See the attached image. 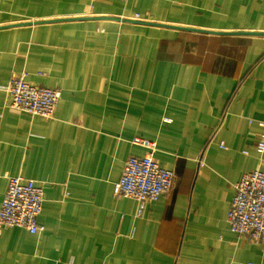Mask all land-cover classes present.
Returning a JSON list of instances; mask_svg holds the SVG:
<instances>
[{
    "label": "crops",
    "instance_id": "1",
    "mask_svg": "<svg viewBox=\"0 0 264 264\" xmlns=\"http://www.w3.org/2000/svg\"><path fill=\"white\" fill-rule=\"evenodd\" d=\"M14 75L60 92L53 119L7 110ZM258 122L264 0H0V202L11 177L43 192L0 264H264L228 222ZM136 138L176 175L140 217L112 194Z\"/></svg>",
    "mask_w": 264,
    "mask_h": 264
},
{
    "label": "built area",
    "instance_id": "2",
    "mask_svg": "<svg viewBox=\"0 0 264 264\" xmlns=\"http://www.w3.org/2000/svg\"><path fill=\"white\" fill-rule=\"evenodd\" d=\"M8 97L6 108L12 113H26L51 120L57 108L60 92L32 85L23 75H14L2 88ZM260 132L255 151L264 153V122L257 123ZM132 144L148 150L144 157L127 158L120 179L113 185L115 198L131 199L138 205L140 217L144 205L169 194L176 175L153 161L154 143L134 139ZM222 147V145H220ZM202 167V162H199ZM233 198L228 216L230 232L252 243H264V172L256 169L244 174L232 185ZM43 204L42 189L22 177H11L0 202V234L3 229L18 228L35 235L39 231L38 217Z\"/></svg>",
    "mask_w": 264,
    "mask_h": 264
}]
</instances>
